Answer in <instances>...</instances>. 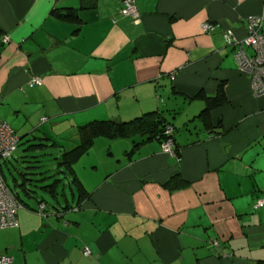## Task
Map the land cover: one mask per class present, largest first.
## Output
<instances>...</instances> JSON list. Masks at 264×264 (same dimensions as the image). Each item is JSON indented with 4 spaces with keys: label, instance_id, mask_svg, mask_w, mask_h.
I'll list each match as a JSON object with an SVG mask.
<instances>
[{
    "label": "crops",
    "instance_id": "0c3cea01",
    "mask_svg": "<svg viewBox=\"0 0 264 264\" xmlns=\"http://www.w3.org/2000/svg\"><path fill=\"white\" fill-rule=\"evenodd\" d=\"M133 1L135 20L120 0H0V121L18 138L49 123L37 137L61 147L60 131L77 141L88 120L156 109L176 148L94 137L73 160L69 196L49 195L43 210L21 200L0 250L9 264H264V206H253L264 195V95L222 37L244 36L250 14L264 29L263 0ZM60 6L78 21L53 16ZM219 83L225 100L203 118Z\"/></svg>",
    "mask_w": 264,
    "mask_h": 264
},
{
    "label": "built area",
    "instance_id": "2783aa9c",
    "mask_svg": "<svg viewBox=\"0 0 264 264\" xmlns=\"http://www.w3.org/2000/svg\"><path fill=\"white\" fill-rule=\"evenodd\" d=\"M264 5V0H263ZM119 12L127 15L132 19H136L138 11L133 0H120L118 8ZM262 15L250 14L246 16V33L242 37H236L231 29L226 28L222 33L225 44L236 46L233 51V56L237 67L248 73L250 76L251 87L254 93L264 95V29H261ZM213 25L208 21L200 23L202 31H208ZM7 34L1 36V41H7ZM243 46H249L252 53H247ZM41 78L38 76H31L28 84H39ZM44 119V117H41ZM172 126L166 124L163 133L167 134L160 142L161 149L169 154L174 153L173 139L171 138ZM18 137L13 130L3 121H0V159L7 157L15 148ZM38 209L43 208V204L39 203ZM256 206H264V195L257 198L253 204ZM22 207L13 196L10 189L5 184L0 172V228L17 225L16 212ZM216 243V242H215ZM84 252H88L87 249ZM11 256L0 250V264H9Z\"/></svg>",
    "mask_w": 264,
    "mask_h": 264
},
{
    "label": "trees",
    "instance_id": "16d2710c",
    "mask_svg": "<svg viewBox=\"0 0 264 264\" xmlns=\"http://www.w3.org/2000/svg\"><path fill=\"white\" fill-rule=\"evenodd\" d=\"M50 12L55 17L66 18L73 22L78 21V17L75 11L71 7H67V6L66 7L65 6L53 7L51 8ZM245 29H246V22H245ZM261 29H263L262 25H261ZM243 48L244 50L245 48H248L250 50L249 54L252 53V50L249 46H243ZM224 100H225V96L222 90V85L221 83H219V85H217L216 87L214 95L205 96L204 105L199 110L198 115L205 118L207 116V112L212 107L220 105L221 103L224 102ZM166 124H170V122L166 121V119L156 109L144 111L126 120H115V119H110V118H100V119L88 120L77 126L78 139L71 146V148L63 150L61 152L62 157L59 162L62 163L66 171L69 174H71L70 181L77 182V180L74 179V176H73V170L71 168V163L73 160H75L81 153H83L89 147L94 137L104 136L107 138H117V137H127V136H134V135L138 136L137 139L133 140L132 146H135L136 144H139L141 141H145L150 138H156L157 140L161 142L162 139L167 136V134L163 133L164 126ZM24 134H27V133H23L22 135ZM170 135H171V138L173 139L172 132ZM52 143L53 142H50V144ZM42 144H43L42 142H35L27 146L42 145ZM175 151H176V148L174 147V152ZM0 172H1V169H0ZM22 178L24 179L26 177H22ZM59 181H60V178H53L50 182L40 184L39 187L44 192H46L48 195H50L52 198H56L57 196L56 187ZM19 184L23 185V181L19 182ZM24 192L26 194H29L28 191L26 190ZM12 194L15 197V199L18 202H20L21 205L23 206V203L21 202L19 195L16 192H12ZM35 199L37 200V205L39 203L43 204V208L41 210H43L46 207L47 203H49L45 199V197H43L42 195H40L38 198H35ZM61 207L63 209L67 208L68 204L63 203ZM36 208L38 210V206H36Z\"/></svg>",
    "mask_w": 264,
    "mask_h": 264
},
{
    "label": "rangeland",
    "instance_id": "374dc122",
    "mask_svg": "<svg viewBox=\"0 0 264 264\" xmlns=\"http://www.w3.org/2000/svg\"><path fill=\"white\" fill-rule=\"evenodd\" d=\"M49 126V123H43L39 125L37 129H35V127L31 128L27 134L22 135V133H20L15 148L7 157L0 159V169L5 183L12 192H16L19 198L26 202L32 201V197L38 198L42 195L51 203L52 200L50 196L40 189L39 185L50 182L53 178H60L56 187V194L64 191L65 194L69 196L68 187L71 184V174L66 171L64 165L59 161L62 157V145L65 148L71 147L76 142V135L74 132L68 131L67 129L65 131H60L59 134L61 138H59V142L56 143H60L61 147L55 146L50 144V140H41L37 137V135L40 136L43 131L49 134ZM134 137L137 138L138 136ZM35 142H42L43 144L27 146ZM82 160L81 157L78 159L77 163L81 164L83 162ZM75 166L74 162L71 163L72 169H75ZM76 172L78 175H82V168L77 167ZM12 177L15 178V182L12 181ZM22 177H26L23 179V187L19 185ZM25 190L28 191L30 197L25 194ZM72 191L75 194L77 193L75 187H72Z\"/></svg>",
    "mask_w": 264,
    "mask_h": 264
}]
</instances>
